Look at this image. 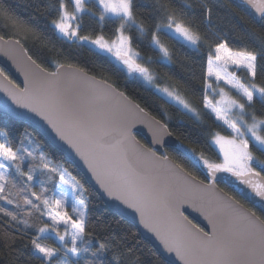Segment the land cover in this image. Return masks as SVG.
Instances as JSON below:
<instances>
[{
	"label": "snow or ice",
	"instance_id": "snow-or-ice-1",
	"mask_svg": "<svg viewBox=\"0 0 264 264\" xmlns=\"http://www.w3.org/2000/svg\"><path fill=\"white\" fill-rule=\"evenodd\" d=\"M235 4L233 19L255 48L234 47L220 38L209 43L216 34L202 33L188 14L192 7H176L172 0H153L147 21L137 11L143 6L138 0H55L50 5L54 18L49 23L60 38L93 46L128 78L147 85L161 108L175 107L197 122H202L201 110L188 89L153 65L172 67L175 44L196 51L207 47L200 103L228 134L205 125L202 138L222 160L210 162L204 151L182 141L174 151L205 169L208 182L193 176L184 163H174L166 150L159 155L135 138L133 128L146 112L107 80L59 62L49 71L26 52L23 87L0 68L9 84L3 89L8 99L0 102V120L32 121L73 164L79 157L104 193L133 210L181 264H264V214L216 191V174H231L240 193L264 213V158L253 151L264 154V0ZM200 6L210 23L212 8ZM85 17L97 28L86 25ZM0 26L19 29L21 22L0 7ZM82 31L97 34L93 38ZM141 46L154 55L142 53ZM149 126L154 144H162L168 125L152 118ZM42 143L32 137L27 147L23 140L14 146L0 131V223L6 222L0 242L11 248L16 233L21 241L27 237L24 246L39 264H142L130 243L135 233L118 234L100 218L93 224L89 190ZM185 205L205 216L210 232L189 219Z\"/></svg>",
	"mask_w": 264,
	"mask_h": 264
},
{
	"label": "trees",
	"instance_id": "trees-1",
	"mask_svg": "<svg viewBox=\"0 0 264 264\" xmlns=\"http://www.w3.org/2000/svg\"><path fill=\"white\" fill-rule=\"evenodd\" d=\"M54 2L55 0H0V7L9 9L21 22L19 29L0 26V36L21 42L28 54L37 63L43 64L44 67L48 68L49 71H55V63L59 62L64 65L70 64L80 67L100 79L107 80L119 90L125 92L143 109L166 123L171 133L179 141L196 149L197 152L204 151L205 158L209 159L210 162L218 163L221 161V155H218L216 150L205 148L202 138V133L207 131L205 125H210L214 130L221 131L222 134H228L215 122L209 113L203 111L200 103L202 81L206 70V46L196 51L190 47L175 44V64L172 67H165L162 64L153 65L156 71L161 74L167 73L188 89L187 95L193 100L194 106L201 110L202 122H197L190 115H185L175 107L165 106L161 108V102L152 95L147 85L143 84L142 81L128 78L126 72L119 70V65L114 59L109 58L107 55L98 54L93 46L80 42H66L60 38V34L54 32L49 23L54 18L50 8V5ZM138 2H142L143 6L138 8L137 11L142 13L143 18L147 21V17L152 13L151 5L153 0H138ZM172 3L176 7L181 4L192 7V11L188 14L191 18H194L201 32L216 34L209 40V43H213L217 38H220L227 39L230 45L234 47H256V44L244 34L235 19H233L232 10L236 9V5L230 0H172ZM202 3L212 8V20L210 23L205 19L204 9L200 6ZM85 24L92 29L97 28L96 22L88 17H85ZM109 30L108 27L104 29L105 33H108ZM81 34L92 35L94 38L97 32L82 31ZM139 50L145 55H154V53L143 46ZM257 83H261L259 77L257 78ZM232 95L236 94L233 92ZM256 107L257 109L260 108L258 102ZM257 114L259 115V112ZM0 130L8 133L9 139L14 146H19V142L23 140L24 145L27 147L32 137L42 141V149L49 153L54 161L67 167L71 174L79 179L84 187L89 190V199L91 200L90 215L93 224L97 222V218H100L110 225L111 230L116 231L118 234L135 233L134 238H130V243L135 245L137 255L140 257L142 264H170L141 236L131 222L121 217L103 202L78 168L60 150L54 148L40 132L26 122L7 119L0 120ZM136 136L146 143L144 137L139 133H136ZM166 151L168 156L172 157L177 163H184L192 175L208 181L200 166L190 164L179 153L174 151V148H166ZM253 151L256 155L264 158V154L256 152L255 148H253ZM26 170L27 168L25 167ZM220 186L229 194L235 196L242 204L256 211L258 215L264 214L260 212L259 206L248 203L228 186L224 184H220ZM36 190L39 191L38 188ZM5 224L6 222L0 223V234L6 231ZM8 235L11 236L12 233L9 232ZM32 235H35V232ZM16 236L17 243L11 248L0 242V264H39V261L31 255L30 249L24 246L27 244V237L21 241L19 233H16ZM45 242L54 243L52 240Z\"/></svg>",
	"mask_w": 264,
	"mask_h": 264
},
{
	"label": "water",
	"instance_id": "water-1",
	"mask_svg": "<svg viewBox=\"0 0 264 264\" xmlns=\"http://www.w3.org/2000/svg\"><path fill=\"white\" fill-rule=\"evenodd\" d=\"M230 1L235 4V0H230ZM0 37H2V36H0ZM16 41H18V40H15L12 38L7 39V38L2 37V39H0V68L4 69L5 74L10 78L11 81H13L14 83L19 84L21 87H23L24 86V80H25V72L23 71V55H24V52H26L27 55H29V54H28L27 50L25 49V47L23 46V44H21V42H19V41H18L19 43L17 44ZM73 67L77 70L81 69L80 67H77V66H73ZM86 74L88 76H94L88 72H86ZM94 77H96V76H94ZM96 78L98 80H104V79H100L98 77H96ZM110 84H112V83H110ZM7 87H9L8 82L4 79L3 76H0V102L8 99L7 94L3 90L4 88H7ZM131 100L134 103L138 104L133 99H131ZM145 112H146V116L138 117V122L135 124V126L133 128V134L135 135V138L142 145H146L149 148L155 147V150L159 155H164L166 148H174L175 144H177L180 141L171 133V131L168 128L169 134L165 135L162 138L163 139L162 144H154V137H153L152 131L150 130L149 120L152 118H154L155 120H158V121H161V120H159L158 118L153 116L148 111L145 110ZM15 121L26 122L29 125H31L34 129H36L38 132H40L37 129V127H35L33 125L32 121H29L26 119H17ZM136 133H139L141 136H143L146 143L142 142L136 136ZM47 140L50 143L49 139H47ZM169 158L174 163H177L172 157L169 156ZM75 159L77 162L74 165L78 168V170L85 177V179L87 180L89 185L97 192V194L101 197L103 202L110 209H112L114 212L119 214L121 217H123L127 221L131 222L137 228V230L139 231L141 236L145 240H147L167 262H169L170 264H181V261L179 260L178 257L175 256L174 253H167L166 250L163 249L160 241L155 237V235L153 233H151L150 231H148L147 229H145L143 227V225L140 224L139 217H138V215L133 213V210L126 208L119 201H117L111 197H108L104 193V190L96 182V180L92 176V174L88 171L87 166L83 163V161H81L79 159V157H75ZM202 170L204 171L205 175L209 179V174L207 173V171L203 168H202ZM216 175L218 177L216 180V191L218 193H221L224 196H232L231 194H229L227 191H225L220 186V184H224V185L228 186L229 188H231L234 192H236L239 196H241L248 203L255 205L251 200L246 199L245 196L240 193V191L237 187L238 182L236 181L235 177H232L231 174L222 173V172L217 173ZM225 177H227V179H225ZM202 181H204V180H202ZM204 182H208V181H204ZM239 187L242 188L245 186L240 185ZM240 204L242 206H244L245 208H249L246 205L242 204L241 202H240ZM185 209H186L185 214L188 215L190 220H192L194 223L200 224L201 227H204L206 231H208V232L211 231V224L208 222V220L205 218V216L201 212H198L195 208L190 207L188 205H185Z\"/></svg>",
	"mask_w": 264,
	"mask_h": 264
},
{
	"label": "rangeland",
	"instance_id": "rangeland-1",
	"mask_svg": "<svg viewBox=\"0 0 264 264\" xmlns=\"http://www.w3.org/2000/svg\"><path fill=\"white\" fill-rule=\"evenodd\" d=\"M1 131V130H0ZM221 160H222V155H221ZM70 202H71V197L69 198ZM69 211H71V209L69 208Z\"/></svg>",
	"mask_w": 264,
	"mask_h": 264
}]
</instances>
